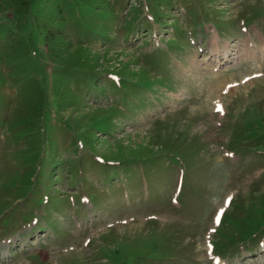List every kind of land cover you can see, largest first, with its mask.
<instances>
[{
  "label": "rangeland",
  "instance_id": "374dc122",
  "mask_svg": "<svg viewBox=\"0 0 264 264\" xmlns=\"http://www.w3.org/2000/svg\"><path fill=\"white\" fill-rule=\"evenodd\" d=\"M105 2L35 0L19 26L0 0V264H222L210 240L264 264V75L241 80L264 74V0ZM49 26L95 67L51 60Z\"/></svg>",
  "mask_w": 264,
  "mask_h": 264
},
{
  "label": "trees",
  "instance_id": "16d2710c",
  "mask_svg": "<svg viewBox=\"0 0 264 264\" xmlns=\"http://www.w3.org/2000/svg\"><path fill=\"white\" fill-rule=\"evenodd\" d=\"M12 8V18L16 20V23L19 26H26L27 17L31 12V9L34 5L35 0H8ZM75 2H85V3H95L97 9H106L108 6H103L105 0H73ZM109 9V8H108ZM105 12V11H104ZM35 26V24H34ZM36 27V26H35ZM43 30L42 28H38ZM45 41L47 44V51L50 55L51 60H53L58 65H68L72 67L79 68H94L96 64H92L89 59V54L86 49L76 48V53L72 55L73 43L68 40V38L62 34L60 31L53 30L52 27H46ZM57 100H60V97L57 92H53ZM32 97L28 100L29 104L25 107L24 112L29 119L35 120L39 116L41 118V111L43 109L44 93L42 91L35 90L32 93Z\"/></svg>",
  "mask_w": 264,
  "mask_h": 264
},
{
  "label": "bare ground",
  "instance_id": "6f19581e",
  "mask_svg": "<svg viewBox=\"0 0 264 264\" xmlns=\"http://www.w3.org/2000/svg\"><path fill=\"white\" fill-rule=\"evenodd\" d=\"M262 36V35H261ZM263 38V37H262ZM264 40V39H263ZM260 41H262V40H260ZM263 42V41H262ZM213 44L214 45H216V46H219V37L217 36V34L214 36V38H213ZM254 45V44H253ZM260 45H262V44H260ZM227 46V45H226ZM252 46V44H251V41H247L246 42V45H245V50L246 51H251V50H253V48L251 47ZM222 48V47H221ZM263 48V47H262ZM264 49V48H263ZM224 55L225 56H228V53H229V51H230V48L227 46V48L225 47L224 48ZM4 252H6L5 250H4Z\"/></svg>",
  "mask_w": 264,
  "mask_h": 264
},
{
  "label": "snow or ice",
  "instance_id": "6c2138e0",
  "mask_svg": "<svg viewBox=\"0 0 264 264\" xmlns=\"http://www.w3.org/2000/svg\"><path fill=\"white\" fill-rule=\"evenodd\" d=\"M229 87H232V86L230 85ZM217 111L222 113L223 112V106L218 104ZM230 199L231 198H229V201H230ZM223 211H224V209H220V213L221 214L223 213ZM216 222L219 223V216L217 217Z\"/></svg>",
  "mask_w": 264,
  "mask_h": 264
}]
</instances>
